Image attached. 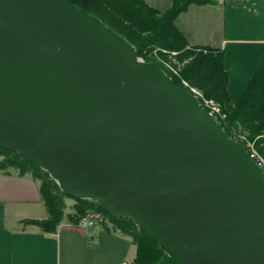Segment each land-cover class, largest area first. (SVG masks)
Here are the masks:
<instances>
[{
	"label": "water",
	"instance_id": "water-1",
	"mask_svg": "<svg viewBox=\"0 0 264 264\" xmlns=\"http://www.w3.org/2000/svg\"><path fill=\"white\" fill-rule=\"evenodd\" d=\"M0 146L131 219L179 264H264V169L70 0H0Z\"/></svg>",
	"mask_w": 264,
	"mask_h": 264
},
{
	"label": "crops",
	"instance_id": "crops-1",
	"mask_svg": "<svg viewBox=\"0 0 264 264\" xmlns=\"http://www.w3.org/2000/svg\"><path fill=\"white\" fill-rule=\"evenodd\" d=\"M143 1L162 13L173 4V0ZM175 26L189 46L224 53L233 103L252 77L264 70V0L195 4L175 19ZM47 218L40 182L16 170L0 171V264H132L137 256L132 237L108 217L88 228L65 219L55 233L26 223ZM108 244L112 247L103 249Z\"/></svg>",
	"mask_w": 264,
	"mask_h": 264
},
{
	"label": "trees",
	"instance_id": "trees-1",
	"mask_svg": "<svg viewBox=\"0 0 264 264\" xmlns=\"http://www.w3.org/2000/svg\"><path fill=\"white\" fill-rule=\"evenodd\" d=\"M73 4L100 18L107 26L125 37L135 46L138 56L149 45L171 52H179L182 61H188L182 77L192 86L202 90L208 98L221 104L227 119L221 121L225 132L233 137L234 128L241 127L256 140L257 150L264 157V70L256 73L240 99L233 103L230 92V73L225 66L224 53L203 47H192L175 26V19L192 5H205L212 0H173L171 10L162 13L149 7L143 0H70ZM153 32L149 39L142 33ZM148 62H154L146 59ZM162 67V66H161ZM171 76V75H170ZM172 77V76H171ZM176 86L184 88L181 81L172 77ZM16 170L21 175L30 174L40 182L43 202L48 218L43 221H26L47 233H55L67 219L73 225L89 214L108 217L114 225L130 235L137 246V256L132 264H179L164 253L156 240L131 219L116 218L96 201L79 200L62 192L50 175L34 162L0 146V171ZM75 200L73 213L67 214V200Z\"/></svg>",
	"mask_w": 264,
	"mask_h": 264
},
{
	"label": "rangeland",
	"instance_id": "rangeland-1",
	"mask_svg": "<svg viewBox=\"0 0 264 264\" xmlns=\"http://www.w3.org/2000/svg\"><path fill=\"white\" fill-rule=\"evenodd\" d=\"M152 35H153V32H147V33H142V35H140V36L143 39H149L152 37ZM187 50L193 51L192 47H190ZM179 57H180L179 52H176V51L171 52V51L165 50V49H163L159 46H156V45H149L148 47H145L143 49L142 57H140V58L143 61H146V59H149L151 61H154V63H158L159 65H161L165 69V71L169 75L179 79L183 85V81L188 82L186 79H184L182 77V71H183L185 65L188 63V61L187 60L182 61ZM146 62H148V61H146ZM192 87H194V86H192ZM194 88L198 89L200 92H202L205 95V93L202 90H200L199 88H197V87H194ZM205 97L207 99L213 100L216 104H218L222 110V113H224L223 108H222L220 103H218L216 100H214L212 98H208L206 95H205ZM224 115H226V114L224 113ZM226 119H227V115H226V118L224 120H226ZM232 134H233V138L244 143L245 145H247L249 147V149L253 150L254 153L257 155L258 159L264 164V157L257 150L256 140H252L249 137V134L244 132L241 127L234 128L232 131ZM74 202H75V200H72V199L67 200L66 213L71 212V211L73 212L72 207L75 205ZM89 216L102 217V219H104L103 216L93 214V213L89 214ZM108 245H103V247H106L103 249L107 250L108 247L111 246V245H109V246Z\"/></svg>",
	"mask_w": 264,
	"mask_h": 264
},
{
	"label": "built area",
	"instance_id": "built-area-1",
	"mask_svg": "<svg viewBox=\"0 0 264 264\" xmlns=\"http://www.w3.org/2000/svg\"><path fill=\"white\" fill-rule=\"evenodd\" d=\"M169 66V65H168ZM183 86L186 90H188L194 97H196L202 106V109L209 114H211L216 120L218 121H223L226 118V115L222 113V110L218 104H216L213 100L207 99L205 95L200 92L198 89L192 87L188 82L183 81ZM248 147V146H247ZM249 149V147H248ZM251 156L264 168V164L258 159L257 155L254 153L253 150L249 149ZM98 217H92V216H87L84 218L79 226L81 228H88L92 227L96 221H98Z\"/></svg>",
	"mask_w": 264,
	"mask_h": 264
}]
</instances>
